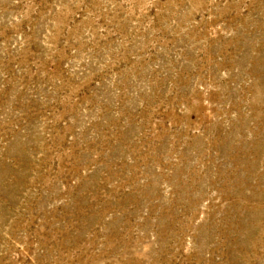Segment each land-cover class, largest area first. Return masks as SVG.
<instances>
[{
    "label": "rangeland",
    "instance_id": "obj_1",
    "mask_svg": "<svg viewBox=\"0 0 264 264\" xmlns=\"http://www.w3.org/2000/svg\"><path fill=\"white\" fill-rule=\"evenodd\" d=\"M0 264H264V0H0Z\"/></svg>",
    "mask_w": 264,
    "mask_h": 264
}]
</instances>
